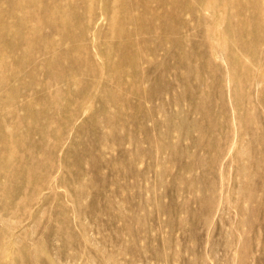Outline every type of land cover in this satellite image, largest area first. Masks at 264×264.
Segmentation results:
<instances>
[{"label": "rangeland", "instance_id": "374dc122", "mask_svg": "<svg viewBox=\"0 0 264 264\" xmlns=\"http://www.w3.org/2000/svg\"><path fill=\"white\" fill-rule=\"evenodd\" d=\"M0 264H264V0H0Z\"/></svg>", "mask_w": 264, "mask_h": 264}]
</instances>
